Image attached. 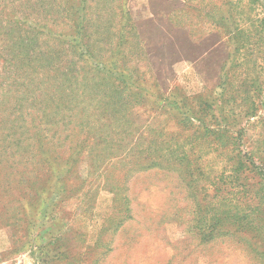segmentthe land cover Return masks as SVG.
Here are the masks:
<instances>
[{
    "label": "rangeland",
    "instance_id": "374dc122",
    "mask_svg": "<svg viewBox=\"0 0 264 264\" xmlns=\"http://www.w3.org/2000/svg\"><path fill=\"white\" fill-rule=\"evenodd\" d=\"M37 1L0 0L3 25L8 27L6 21L14 17L25 21L24 11ZM89 4L96 5L91 14L101 17L103 29L90 33L92 56L82 53L67 59L66 53L55 74L47 69L40 74L23 70L25 45L0 40L4 156L18 165L15 172L40 173V152L34 139L28 138L40 131L49 156L70 161L55 168L63 170L67 186L66 193L49 204L48 214L54 218L48 223H42L41 213L47 200L38 203L35 212H26V205L16 198L21 190L13 191L16 195L0 190V264H264V175L252 170L249 162L232 172L237 159L230 157L235 154L231 146L218 147L205 139L191 145L187 139L198 122L191 128L186 123L179 126L170 110H158L168 104L165 99L174 95L180 99L183 93H205L213 101L222 93L221 82L227 75L224 97L235 105L228 130L235 134L243 127L239 150L252 151L250 160L264 167V0H110L107 4L90 0ZM17 7L24 8L15 15ZM122 9L128 13H121ZM28 15L35 18V13ZM38 19L46 23L41 16ZM21 22L20 28H25ZM236 24L247 35L239 59L234 53ZM45 37L38 34L37 40ZM69 59L75 60L77 70L70 81L74 93L67 97ZM11 61L14 67L8 64ZM29 75L36 80L23 84ZM244 78L248 80L242 86L250 84L255 91V108L244 99L247 92H238ZM119 86H128L129 110L125 119L112 124L103 109L104 97ZM220 100L212 113L223 124L229 108ZM21 102L22 118L15 119L13 109ZM45 112L53 115V121L46 120ZM215 119L213 126L218 125ZM30 122L32 131L23 133ZM175 136L179 143L189 144L184 148L193 165L144 168V153L137 146L153 137L169 142ZM14 137L22 138L18 150L12 148ZM236 201L245 208L239 224L226 223L227 232L202 239L206 221L221 207L234 208ZM25 217L32 218L29 229Z\"/></svg>",
    "mask_w": 264,
    "mask_h": 264
},
{
    "label": "trees",
    "instance_id": "16d2710c",
    "mask_svg": "<svg viewBox=\"0 0 264 264\" xmlns=\"http://www.w3.org/2000/svg\"><path fill=\"white\" fill-rule=\"evenodd\" d=\"M89 1L90 0H39L32 4V6H30L28 10L23 9L27 14L23 18L25 21L21 22L20 19H17L15 17L10 18L6 21L7 23H10L8 27L3 25V19L5 16L2 12H0V40L5 41L6 39H11L15 43L25 45L24 52L22 53L23 58L22 60L18 59L22 63L23 70L29 68V72L34 71V73L38 72V74H40L44 73L45 69H47L49 70V72L52 71L53 74H55L56 71H60L59 65L63 63L62 56L66 53H68L66 56L67 59L72 55L83 56V54H87L90 57L92 56L91 44H89L90 33H99L103 31V29H101L102 25L99 21V18L101 17L97 13L94 17H92L91 9L95 8L96 5L94 4L93 7V5L89 4ZM102 2H104V4H107L108 2L110 3V0H102ZM97 7L99 8V4H97ZM22 8L24 7L15 8L14 14L17 15L19 9ZM105 9L107 11L109 7ZM122 10L123 11L121 13H128L124 12L125 9ZM3 12L6 13L5 15L6 17H8V13L6 12V10H4ZM33 13H35V18H31L28 15ZM38 13L39 15H37ZM39 16L44 19V21L46 22L45 24L40 23L41 20L38 19ZM128 20H131V18H128ZM50 21L52 22L51 24H49ZM97 21H99V23H97ZM20 22L26 24L25 28H20ZM109 27L110 24H107V28ZM235 27V38H237V40L234 53L236 54L235 58H237V56L239 57L241 55V52L246 46L245 42H243V39L247 35L246 31L243 30V28L239 27V24H236ZM89 29L90 32H88ZM38 34H42L46 37L38 41ZM85 38L87 39L86 42H84ZM20 52L21 48L16 53L19 54ZM69 60V65L67 64L65 67V79L66 81H68L67 84L69 85L65 87L67 90V97H69L70 94L74 93L73 90H71L72 88H70V85H72V83L70 84V81H72V77L76 76V74L74 73L77 70L75 60ZM7 61H10V59H4V63H7ZM8 64L14 67L12 61L11 63L8 62ZM65 72L63 74H65ZM69 74L71 77L69 76ZM121 75L123 74H120V76ZM25 77L27 80L24 79V81L22 82L23 84H29V81H32L34 83V81L36 80V77H33L32 80V75H29V78H27V76ZM228 80L229 77H227L226 75L225 80L221 82L222 93L220 92V97H214L213 101L209 98H206L205 93H201L195 96H189L183 93L180 99H177L175 95L171 99H165L168 104L159 106L158 110H170L175 115L174 117H176V123L179 126H181L182 123H186L188 128H191L196 124V122L194 124V121L198 122L197 127H192L194 133H192L187 139L188 142H191V145H195L196 142L200 141L201 139H205L207 141H211L212 144L218 147L231 146L235 154L234 156L231 155L230 157L237 159L236 163L231 167L232 172L233 170L234 172H239L242 169V166L246 165V163L249 162L250 165H252V170L255 169V171L262 174L263 177L264 167L258 166L256 164V160H250L249 158L250 156H252V151L243 153L241 150H239L238 146L243 142V127L239 126V129L236 130L235 134L228 130V127H231V123H229L231 113L234 111L235 107V105L232 104L230 100H226L224 97V91L228 87L227 84L229 83ZM246 80H248V78H244L242 80V82L240 83L242 89H240L238 92H247V96H244V99L252 101V106L255 108L257 107V102L253 101V96H256L254 89L250 88V84L249 86H242L246 84L243 83ZM97 84L98 86H100V83ZM255 85L256 84L254 83V86ZM127 91L128 86L115 87L112 92H108L104 97L106 98V100L104 101L103 109H105V111L108 113L107 116L110 117L112 124L113 121H115V123L117 121L118 123L121 121V119H125L127 117V113L129 110L127 107ZM217 98H221L222 100L220 101H222V103H226L224 108H229V110L225 112L224 116L222 117V119L225 120V123H223L225 124L224 128L221 120H219L218 117L214 113H212L214 110L213 104L216 103ZM24 107L25 105L21 102L20 106H17L13 109V113H15L16 115L15 119L19 117L22 118V114H20V112ZM249 113L250 112L246 113L247 116L249 115ZM45 117L46 120L53 121V119L51 118L53 117L52 114L45 112ZM214 118H216L214 122L218 123L217 126H213ZM30 124L31 122L27 124V130L23 128V133H27V131L30 133L32 131ZM33 124L34 127L38 129L37 127L39 126V123L36 121L33 122ZM12 133H14L15 135V131H13ZM32 135V137L30 135L28 136V138L34 139L37 149L40 152L38 163L40 165L41 172L34 173V171H31V174H26L24 171L20 170H18V172H15L14 169L18 167V165L14 162V160L12 161L9 157L4 156L7 145L2 146V144H0V190L5 195H16L13 191H15L16 189L21 190L20 195L16 196V198H19L18 200L26 205L24 208L26 212H35L37 210L36 208L38 207L37 204L47 200V202L45 203L47 205L45 208L41 209V213H43L42 215L44 217L42 223H48L50 219L54 218V216H51L50 213L48 214L49 204L54 202L56 198L59 197V195L66 193L67 185L63 181L65 179V176L63 174L64 172L63 170L59 171L56 169L63 163L69 165L70 161L69 158L67 160H62V157H58L56 155H53V157L49 156L50 153H48L47 150H44V136L40 131H36ZM5 138L6 135L2 136V133H0V139ZM11 144L12 148L15 147V150H18L19 146L23 147L22 138L14 137ZM143 145L141 144L137 146V151L139 153H144V168L164 167L172 169L173 167L175 168V165L178 164L180 166L183 164L185 166L193 165L194 160L189 156L188 152L184 148L189 144L179 143L176 136L174 140L171 137L169 142H163V140H159L157 137H153L150 140L143 142ZM31 154L34 155L33 153ZM72 166H75V163ZM232 172L231 174H233ZM21 183H25V186L20 187ZM53 187L55 190H53ZM235 187L239 188L240 184L236 185ZM52 192H54L53 195ZM127 200L128 198H125V205L128 204ZM221 205L222 202L221 204H218L217 208ZM234 206V208H225V210H222L221 207L219 211L216 212L214 216H212V220L206 221L207 224L203 226L205 230L204 232H202L200 237L202 239H214L216 235L227 232V230H223V228H226V223H231L232 225L233 223L239 224V221L245 217V213H243V209L245 208H242L238 201L235 202ZM213 207L216 208L215 206ZM256 209L257 207H254L252 209V213H254ZM126 210L129 211L128 205L126 206ZM25 218V221L28 222L26 228L29 229V226L31 224L30 219L32 218Z\"/></svg>",
    "mask_w": 264,
    "mask_h": 264
}]
</instances>
